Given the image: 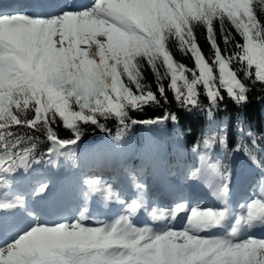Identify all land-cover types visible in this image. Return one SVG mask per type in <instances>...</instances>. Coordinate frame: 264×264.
I'll list each match as a JSON object with an SVG mask.
<instances>
[{
    "label": "snow or ice",
    "instance_id": "6c2138e0",
    "mask_svg": "<svg viewBox=\"0 0 264 264\" xmlns=\"http://www.w3.org/2000/svg\"><path fill=\"white\" fill-rule=\"evenodd\" d=\"M257 5L264 0H90L83 8L66 4L48 15L0 9V264H264V237L249 232L264 226V179L259 191L253 189L231 211V175L205 157L210 182L221 177L214 195L223 208L182 199L150 207L145 185L135 176L141 195L129 201L120 198L114 183L95 175L83 178L85 205L92 197L115 201L122 208L116 218L96 219L85 206L75 217L47 221L29 210L23 194L12 192L18 174L62 157L75 159L82 126H95L119 142L134 126L175 123L176 114L167 111L148 119L130 114L167 103L168 91L187 111L203 107V94L209 117L225 95L247 102V82L264 89V20ZM198 27L208 55L198 42ZM170 41L193 66L175 59ZM146 66L155 91L145 82ZM109 120L115 121L114 135ZM57 125L70 136L62 137ZM216 141L204 139L203 146L211 149ZM218 142L226 145V134ZM235 151L264 176V163L251 148L237 144ZM50 191V182L42 181L32 195L46 197ZM18 210L27 222L10 226L7 215ZM141 210L150 223L135 222ZM181 214L186 222L177 229L172 225ZM214 229L226 230L207 234Z\"/></svg>",
    "mask_w": 264,
    "mask_h": 264
},
{
    "label": "trees",
    "instance_id": "16d2710c",
    "mask_svg": "<svg viewBox=\"0 0 264 264\" xmlns=\"http://www.w3.org/2000/svg\"><path fill=\"white\" fill-rule=\"evenodd\" d=\"M262 7L264 6L257 5V13L258 17L264 20V10H262ZM196 32L202 50L208 55L210 49L205 39L204 30L198 27ZM237 39H239L238 36ZM220 43L222 45V41ZM169 46L178 62L190 67L193 66L190 56H185L180 53L174 41H170ZM144 75L145 82L151 84L155 91V78L147 66L144 69ZM241 78H243L242 73ZM247 83L250 87L247 102L237 104L225 95V99L217 109L213 110L211 117L208 116L207 99L203 94L200 97L203 107L201 109L187 111L176 103L170 91L166 93L168 97L167 103L161 100V104L158 106L150 105L142 112H132L130 114L135 119H148L162 116L166 111L175 113L177 117L176 122L167 121L165 123L166 132L159 133L155 140L158 143H166L172 154L176 152L175 141L177 139H181L189 150L199 144L198 151H209L212 157L222 165L223 170L230 173L235 169V158L240 154L245 155L242 151H235L237 144L247 145L252 149L253 154L264 163V89L259 84L253 85L251 82ZM165 84L167 85V81H165ZM105 123L109 128L113 129L114 135L115 121L109 120ZM82 127L84 131L82 139H85L86 142L100 138L106 134L95 126ZM240 129H243V132ZM57 130L62 137L67 138L70 136V130L64 129L62 125H57ZM221 130H223V133ZM143 131V126H134L119 142H128L129 144L141 146L143 142ZM219 134H226V145L219 144ZM214 136L217 137V141L211 149H205L203 146L204 139H210ZM41 139H43V136H41ZM253 140H255V144L252 143ZM46 147V144H41L40 150L44 151ZM43 166L38 165L34 166V168L37 169Z\"/></svg>",
    "mask_w": 264,
    "mask_h": 264
},
{
    "label": "rangeland",
    "instance_id": "374dc122",
    "mask_svg": "<svg viewBox=\"0 0 264 264\" xmlns=\"http://www.w3.org/2000/svg\"><path fill=\"white\" fill-rule=\"evenodd\" d=\"M55 5V4H54ZM58 7H53V6H51L50 7V11H49V13L48 14H54V13H56V12H59L62 8H64L65 7V3L64 2H62L61 4H56ZM88 5V4H87ZM87 5H85V6H87ZM85 6H83V7H85ZM83 7H81V8H83ZM48 14H45V15H48ZM162 130V128H160L159 129V131H161ZM152 132H147L146 133V137H145V147H144V149H142L141 151H139L138 152V155L142 158V160L143 161H146L145 162V165H149L151 168H152V171L151 172H153L154 170L157 172V174H160V173H162L163 172V169H166V166H165V158H166V153L165 152H162V151H164V150H162V151H160V152H158L157 153V155H156V157H155V162H152V160H151V156H152V146H151V142H150V139H151V136H152ZM107 141H105L104 143H101L100 145H103V144H105ZM121 149V148H120ZM109 151H110V149H109ZM86 152H84V153H82L81 154V156L82 157H84V154H85ZM107 154H108V152H106ZM187 152H186V150H185V148L183 147V146H181V145H178V155H185ZM115 153L114 152H110L109 153V155L107 156L108 158L110 157V156H113ZM207 156V155H206ZM66 160V159H65ZM70 160H72V159H67L66 160V162H69ZM177 163H176V165H179L180 164V161L178 160V161H176ZM144 163V162H143ZM57 165V164H56ZM238 166H239V170H238V172L241 170V171H244V170H247L246 171V173L247 174H250L249 172L252 170V168L254 167L253 165H250V164H248L247 162H245V160H241V161H239L238 162ZM183 167L181 166L178 170H176V172L175 173H179V170L180 169H182ZM203 170H204V173L203 174H201V175H204V178H206V179H210V171L209 170H206V168H205V166H204V168H202ZM200 171L201 170H199V173H198V177L196 178V180H190L189 179V177H190V175H191V171H189L186 175H185V177H182V176H179V179H180V181L181 182H186L187 184H192V185H196L195 183H196V181H199L198 182V184L199 183H201V179H202V177H200ZM154 173V172H153ZM246 174V175H247ZM241 175H242V173H241ZM240 175V176H241ZM245 175V176H246ZM143 177H145V175H142ZM161 176H164V174L162 173L161 174ZM178 178V177H177ZM15 180H16V182H17V185H13V187H12V190L13 189H15L19 194H23L24 196H26L27 194H24V193H22L20 190H21V186H22V184H20V183H29L30 182V179L25 175V174H23V173H21L19 176H16L15 177ZM105 180H107V181H109V182H112V181H110L109 179H105ZM248 180V179H247ZM252 182H250L249 184L251 185V184H253L254 183V180H251ZM211 182H214V188H215V190H216V188H217V186H216V184H215V181H214V179L212 178L211 179ZM196 188V186H194V187H192L191 188V190H189V192H190V197H192V191H194V189ZM32 192H33V188H30V191H28V192H26V193H28V195H31L32 194ZM78 196V195H77ZM130 197H132V198H137V196H136V193L133 195H131ZM150 197H151V195H150ZM32 197L30 196V197H26V200H27V202H29V201H31L32 199H31ZM77 199H78V201H79V196L77 197ZM97 201H98V204L100 205V207H101V205H103L104 204V200L102 199V198H98L97 199ZM202 202H203V204H202V202H200V203H198V204H202V205H204V206H211V207H215V208H218V205H217V202H214V204H208L207 203V200H205V199H202L201 200ZM192 205H194V204H192ZM150 206H157V203H151L150 204ZM83 207H84V205H82L81 204V202L77 205V206H75V209L77 210V211H75L76 212V214L74 215V217L75 216H77L78 214H79V212L80 211H82L83 210ZM220 208H223V207H220ZM100 211H102V209H100ZM100 211H98L97 213L96 212H94L93 214L92 213H87V214H89L90 216H93L94 218H103V219H106V218H110V217H106L105 215H101L100 214ZM237 211V210H236ZM63 216V215H62ZM68 217L69 218H71L72 216H71V214L70 215H68ZM52 221V220H51ZM186 221H185V218L183 219H180V225L178 224V225H172L173 227H175V228H177V229H180V228H182L183 226H184V223H185ZM144 223H150V222H141V223H138V224H140V225H142V224H144ZM161 225H158V227H160ZM254 236H257V235H254ZM257 237H260V236H257Z\"/></svg>",
    "mask_w": 264,
    "mask_h": 264
},
{
    "label": "bare ground",
    "instance_id": "6f19581e",
    "mask_svg": "<svg viewBox=\"0 0 264 264\" xmlns=\"http://www.w3.org/2000/svg\"><path fill=\"white\" fill-rule=\"evenodd\" d=\"M9 1L10 0H0V3H3V2L6 3V2H9ZM39 1L41 2L40 3L41 6H43L44 8H47L55 0H39ZM68 1H69V4H72V0H68ZM72 5H73V7H75L74 4H72ZM7 10H10V8H8ZM21 10H24V8H22ZM72 177H73V179L76 178V176H72ZM65 179L66 178L61 175L60 178L58 180H56L55 185H57V183H59L62 180H65ZM22 184H24V183H22ZM212 185H214V182H211L210 183L209 181H207L206 182V185L203 187V189L201 190V192L204 193V194H207L208 193V195L210 194L212 198H216V196L214 195L215 192L214 191H210V189H209ZM62 192H60V193H62ZM198 192H200V191H198ZM74 195H75V191L73 189H70V191L68 193L63 192L56 199H52V202H55V201H58L59 200L60 201L59 203H61L62 205H67L68 206V205H70V202L72 201V198H73ZM230 195H232L231 192H230ZM96 198L97 197L90 198V200L88 201L87 205H85V201H84L83 197L82 196L80 197L81 201H83L84 206H87V209H89V210L92 209V206H94L93 203H94V201H95ZM234 198H236V196ZM49 204L50 203H47L46 204L43 201H41L40 203L37 202V201H35L34 204H32V206L41 208L44 211V213L48 215V217H51L54 213L52 211H49V209H50ZM113 207L116 208L117 205H113ZM106 208L109 209V207H106ZM71 214L72 215H75L76 212L74 210H72L71 211ZM135 219H140V218L137 217ZM25 220L27 221V217L24 215V213L22 211H19V210L16 211V212H14V213H10V214L7 215V221H8V224L10 226L11 225H15V224H19V223H24ZM263 229L264 228H262L261 225H257V226L254 227V231L255 230L256 231H261ZM0 230H3V224L2 223H0Z\"/></svg>",
    "mask_w": 264,
    "mask_h": 264
},
{
    "label": "clouds",
    "instance_id": "9594fccd",
    "mask_svg": "<svg viewBox=\"0 0 264 264\" xmlns=\"http://www.w3.org/2000/svg\"><path fill=\"white\" fill-rule=\"evenodd\" d=\"M215 164H217V166L220 167L219 162H217V163H215ZM222 174L225 175V176L227 175V174H225V173H222ZM190 178H192V176H190ZM213 179H214L215 183L218 185V184L220 183V179H221V177H219V176H214Z\"/></svg>",
    "mask_w": 264,
    "mask_h": 264
}]
</instances>
